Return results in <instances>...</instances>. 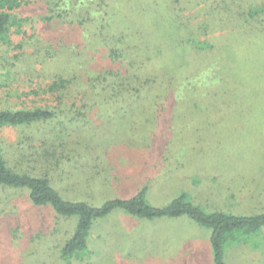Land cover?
<instances>
[{"label": "rangeland", "instance_id": "1", "mask_svg": "<svg viewBox=\"0 0 264 264\" xmlns=\"http://www.w3.org/2000/svg\"><path fill=\"white\" fill-rule=\"evenodd\" d=\"M167 1L122 0L112 17L138 29L123 41L126 64L148 44L168 49L165 64L162 55L145 63L160 72L148 91L168 99L151 113L148 95L123 108L90 94V73L126 67L95 34L41 21V0L19 7L17 19L28 17L22 32L11 29L9 42L0 41V111L41 107L53 115L1 126L0 152L12 170L45 177L63 199L95 207L144 188L156 207L182 194L204 212L264 213V15L244 13L264 8V0H181L175 17ZM211 5L219 13L211 16ZM184 53L188 68H179ZM171 67L174 94L187 88L188 71L203 75L197 94L164 96L163 68ZM57 77L71 82L65 95L46 91ZM77 222L34 204L27 187L0 185V264H214L211 229L185 215L149 220L114 208L93 220L84 248L71 256L63 250ZM223 255L225 264H264V225L232 232Z\"/></svg>", "mask_w": 264, "mask_h": 264}, {"label": "trees", "instance_id": "2", "mask_svg": "<svg viewBox=\"0 0 264 264\" xmlns=\"http://www.w3.org/2000/svg\"><path fill=\"white\" fill-rule=\"evenodd\" d=\"M121 1L122 0H41L46 7V13L41 15L39 19L45 22L53 19H60L65 23L78 24L83 31L95 34L92 35V37L99 38L98 42L102 43L107 48L108 56L113 62L120 61L124 63L126 66L124 69H109L96 72L95 74L90 73L86 79L90 94H95V96L106 95L113 99H118L116 101L122 103L121 107L123 108L128 107V103L124 101L137 103L142 98L146 99L148 95V109L150 113L153 112L155 105L161 103L159 101H163L167 108V98L162 99V97H155V95H159L158 91H148L156 89L159 85L157 76L160 72L155 73L145 68V63L159 58L162 55V63L165 64L164 58L168 60V49L163 50L159 46H155V44L154 46L148 44L143 49L137 48L135 54L129 57V64H126L127 49L125 48L127 47H123V41L128 37L133 38L131 35L138 32L136 31L138 29L134 24L135 21H131V23L126 21L122 22V26L121 23L114 25L112 17L115 15ZM125 1L129 2V0ZM29 2H31V0H0V41L4 43L9 42L8 35L11 33V29H13L15 33L22 32V27L25 25L23 22L27 21L28 17H20L17 19L16 10L25 3H27L25 5H31ZM175 3L179 5L181 9V0L167 1V5L169 4L167 8H169L171 12L170 17H175L177 8L179 9V7H177L173 10ZM218 7L219 6L211 5L208 11L209 14L213 16L216 14L215 11L217 10L219 13ZM244 13L256 19L254 16L258 13L259 17L264 15V8H258L257 11L251 9L250 12L246 11ZM206 23H208L209 26L213 24V22L207 19ZM206 23L200 25L199 28L205 30L206 28L204 25ZM194 43L196 47L200 48V43ZM91 44L90 42L88 43V45ZM175 44V47H178V43L176 42ZM120 47L124 48V54L121 53ZM132 51L133 50H130L129 53ZM164 51H166V53ZM184 52L186 53V51ZM185 53L182 55L183 61H180L177 65L179 68H188L189 57L188 55L185 56ZM124 56H126V58H124ZM177 67L163 68L168 82V84H164V96L170 95L169 98L175 99L177 96L181 95L194 96L197 94V87L194 84L196 82L201 83V81L204 80L203 75L188 71L189 73L185 76L186 80L181 83H187V88L182 90L179 87V94L178 92L174 94L173 91L176 88L175 83H177L174 79V75L178 72L175 69ZM70 86L71 82L69 79L57 77L48 84L46 91L51 94L62 96L66 94ZM152 102L154 106L151 105ZM51 115H53V113L50 110L41 107L16 111L2 110L0 111V127L6 124H30L35 120L48 118ZM0 185L14 188L27 187L29 189V198L34 204H51L55 211L61 215H77L78 222L75 231L68 239L63 250V253H67L71 256L74 254L77 255L79 251L84 248L86 236L93 220L106 216L111 210L117 207L122 208L130 215L147 218L149 220L160 217L175 218L185 215L196 221V223L209 227L211 229L210 242L214 264H225L223 261L224 243L229 239L232 232L235 230H243L245 233H253L264 225V213L255 215H236L223 211L204 212L199 206L186 201L182 194L163 206H152L146 201V189L144 188L139 190V192L131 198L109 199L99 207L91 206L81 201L66 200L58 194L45 177H34L27 173L16 172L9 168L1 152Z\"/></svg>", "mask_w": 264, "mask_h": 264}, {"label": "crops", "instance_id": "3", "mask_svg": "<svg viewBox=\"0 0 264 264\" xmlns=\"http://www.w3.org/2000/svg\"><path fill=\"white\" fill-rule=\"evenodd\" d=\"M234 166H236V165H234ZM232 178H235V176H232ZM126 214V213H125Z\"/></svg>", "mask_w": 264, "mask_h": 264}]
</instances>
